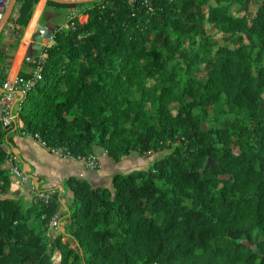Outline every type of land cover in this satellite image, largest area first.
Masks as SVG:
<instances>
[{
  "label": "trees",
  "instance_id": "16d2710c",
  "mask_svg": "<svg viewBox=\"0 0 264 264\" xmlns=\"http://www.w3.org/2000/svg\"><path fill=\"white\" fill-rule=\"evenodd\" d=\"M40 1L18 0L17 37ZM47 5L67 26L19 74L23 126L0 120V264H264V0ZM16 133L76 160H153L28 201L11 191Z\"/></svg>",
  "mask_w": 264,
  "mask_h": 264
},
{
  "label": "crops",
  "instance_id": "0c3cea01",
  "mask_svg": "<svg viewBox=\"0 0 264 264\" xmlns=\"http://www.w3.org/2000/svg\"><path fill=\"white\" fill-rule=\"evenodd\" d=\"M68 18V10L49 6L46 0H41L23 36L17 37L10 26L4 32L6 43L10 44L8 47L9 54L13 57L6 81V93L11 94L12 104L15 107L14 112L17 115H19L18 105L21 106L20 100L22 98H20L18 93L20 91H13V89L16 87L19 74L24 70H28L26 62H31L35 58L43 56L44 47L53 43L52 35L55 28L63 24L67 26ZM1 115L0 105V118ZM19 126H23L21 120H19ZM12 137L14 141L12 150L15 151L23 171L30 170V172L28 175L25 173L28 178L26 187L17 189L12 186L11 191L23 196L28 201L36 197L40 186L41 189L47 191L57 189L63 192L65 182L71 177L86 179L95 187L112 188L115 175L127 174L136 169H146L151 161L149 158L133 154L119 162H114L106 152L98 149L94 158L99 166L97 169L91 170L87 167L85 160H76L54 153L36 139L20 133H16ZM7 148L9 147L7 146ZM133 158L140 159L144 166L129 168V166L124 165L127 159ZM143 160L148 161V164L143 162ZM67 199H64L63 202L67 203ZM63 210L62 208V212Z\"/></svg>",
  "mask_w": 264,
  "mask_h": 264
},
{
  "label": "built area",
  "instance_id": "2783aa9c",
  "mask_svg": "<svg viewBox=\"0 0 264 264\" xmlns=\"http://www.w3.org/2000/svg\"><path fill=\"white\" fill-rule=\"evenodd\" d=\"M10 0H0V23L2 22L6 9L9 5ZM43 57V56H42ZM42 76L38 75V78L41 79ZM20 84V81L18 79L17 83H16V87L17 85ZM32 85L31 82H27V83H23L20 84L21 87H23V90H20V92L22 93H26L25 90L29 89L30 86ZM16 87L13 89V91H17ZM3 89L7 90L6 87V83L3 87ZM4 93V94H5ZM8 94V93H6ZM4 95L2 97H0V105H1V118L0 120L2 121L4 127L6 129L11 128L14 123L16 121H19V115H17L14 111H13V104H12V96L9 93L8 95ZM8 154H9V173H10V177L12 179V186L17 188V189H24L28 183V178L27 175L25 174V172L23 171L22 167L20 166V163L16 157V155L14 154V152L10 149L7 148L6 149ZM57 153V152H56ZM59 154V153H57ZM85 160L88 168L90 167L91 169H97L99 164L96 161V159L94 158V156L88 158V159H82ZM51 195V193H40L37 194L36 196L39 199H44L45 201H48L49 196ZM60 228V224L58 222V219L55 218L53 219V221L51 222V229L54 230V232H58Z\"/></svg>",
  "mask_w": 264,
  "mask_h": 264
},
{
  "label": "water",
  "instance_id": "95a60500",
  "mask_svg": "<svg viewBox=\"0 0 264 264\" xmlns=\"http://www.w3.org/2000/svg\"><path fill=\"white\" fill-rule=\"evenodd\" d=\"M47 2H51V3H55L58 5H83V4H90L93 3L97 0H46ZM17 7H18V0H10L9 5L6 9L4 18L2 20V22L0 23V37L4 34V32L6 31L7 27L9 26V23L12 19V17L14 16L15 12L17 11ZM0 92L2 94L5 93V90L0 86ZM20 98H24L25 94L22 92H18ZM21 101V100H20ZM14 154L15 151L13 150ZM211 165V162H208V166ZM25 171V170H24ZM30 172V170H26L25 173L28 175V173ZM62 190V189H61ZM63 205L65 206L66 203L63 202Z\"/></svg>",
  "mask_w": 264,
  "mask_h": 264
},
{
  "label": "rangeland",
  "instance_id": "374dc122",
  "mask_svg": "<svg viewBox=\"0 0 264 264\" xmlns=\"http://www.w3.org/2000/svg\"><path fill=\"white\" fill-rule=\"evenodd\" d=\"M153 159H151V161H152ZM151 161H150V163H151ZM143 162H145V163H147L146 161H144L143 160ZM148 164V163H147ZM124 165H127V166H129V168H135V167H143L144 165H143V163L141 162V160L140 159H136V158H133V159H127L125 162H124ZM87 167H88V165H87ZM100 167H101V163H100ZM122 167H123V165H122ZM89 169H91L90 167H89ZM146 169L148 170L149 169V165H147V167H146ZM146 169H142V170H146ZM91 170H93V169H91ZM95 170V169H94ZM133 171V170H132ZM113 186V185H112ZM109 189H111V188H109ZM66 203V202H65ZM64 211V210H63ZM55 235H56V233H55ZM60 258H61V255H60V253L59 252H56L55 253V255H54V257H53V261H54V263L55 264H59V262H60Z\"/></svg>",
  "mask_w": 264,
  "mask_h": 264
}]
</instances>
